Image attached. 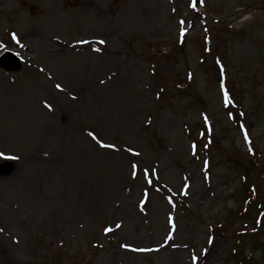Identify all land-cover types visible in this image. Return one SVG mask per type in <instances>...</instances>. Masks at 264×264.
Returning a JSON list of instances; mask_svg holds the SVG:
<instances>
[{
    "label": "rangeland",
    "instance_id": "obj_1",
    "mask_svg": "<svg viewBox=\"0 0 264 264\" xmlns=\"http://www.w3.org/2000/svg\"><path fill=\"white\" fill-rule=\"evenodd\" d=\"M1 51L0 264H264V0H0Z\"/></svg>",
    "mask_w": 264,
    "mask_h": 264
},
{
    "label": "snow or ice",
    "instance_id": "obj_2",
    "mask_svg": "<svg viewBox=\"0 0 264 264\" xmlns=\"http://www.w3.org/2000/svg\"><path fill=\"white\" fill-rule=\"evenodd\" d=\"M95 50V49H94ZM58 87V86H57ZM225 100L227 101V96H225ZM91 135V134H90ZM245 139H247V138H245ZM133 167H135V166H133ZM105 231H108L107 229L105 230Z\"/></svg>",
    "mask_w": 264,
    "mask_h": 264
},
{
    "label": "water",
    "instance_id": "obj_3",
    "mask_svg": "<svg viewBox=\"0 0 264 264\" xmlns=\"http://www.w3.org/2000/svg\"><path fill=\"white\" fill-rule=\"evenodd\" d=\"M8 170H10V169H8ZM5 171V170H4Z\"/></svg>",
    "mask_w": 264,
    "mask_h": 264
}]
</instances>
